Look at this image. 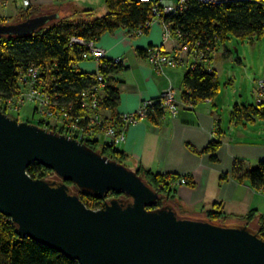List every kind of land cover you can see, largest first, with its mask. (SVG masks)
Segmentation results:
<instances>
[{
  "label": "water",
  "instance_id": "1",
  "mask_svg": "<svg viewBox=\"0 0 264 264\" xmlns=\"http://www.w3.org/2000/svg\"><path fill=\"white\" fill-rule=\"evenodd\" d=\"M54 16L0 32L30 33ZM40 163L61 182L33 179ZM67 182L105 201L90 209ZM111 193L127 200H106ZM161 195L128 166L64 134L0 110V214L18 235L78 264H264V239L248 226L216 225L155 206Z\"/></svg>",
  "mask_w": 264,
  "mask_h": 264
},
{
  "label": "trees",
  "instance_id": "2",
  "mask_svg": "<svg viewBox=\"0 0 264 264\" xmlns=\"http://www.w3.org/2000/svg\"><path fill=\"white\" fill-rule=\"evenodd\" d=\"M106 4L109 14L93 22L84 21L85 18L89 19L92 16L93 11L90 10L73 13L64 20L56 14H49L48 16H54V19L43 23L30 33L0 32V103L9 99L17 89L18 75L23 69H26L25 67L34 64L38 66L55 65L60 78L58 83L60 99L74 104L82 114L80 95L84 89L95 83L96 76L77 72L82 48L72 47L69 44L70 40L73 37H79L87 41H99L103 34L115 33L121 27L127 30L133 38L138 35V31L142 30L143 33H148L149 27L146 26L153 19L154 3H140L136 0H106ZM186 5L184 12L165 16V20L172 24L174 32L182 33L181 42L195 45L197 49H203L207 53L206 60L209 65H212L214 54L218 52L222 44H226L230 35L235 34L242 39H252L255 36L260 39L264 38V0H235L230 3L220 2V4L213 2L203 4L200 0H187ZM46 15L31 11L22 16L20 21L10 23L0 18V26L20 25ZM199 44L200 46H198ZM141 54L148 56V52L145 51ZM207 61L203 60L198 64L192 61L190 64L183 79L186 89L185 100L198 103L208 99L212 100L220 94L221 82L218 73L206 69ZM104 63L109 62L105 61ZM123 69L124 64L113 63L107 68L102 66L100 69V73L105 77L107 87L103 91L104 93L102 92L103 95L101 94L100 114L103 118V111H111L113 119L107 120H112L119 128L124 127V122L118 115L121 97L118 83H116L113 74L123 71ZM164 115L165 110L158 99L151 106L147 118L153 124H158ZM231 115L232 122L237 124L251 122L256 118L264 120V104L258 105L256 108L236 104ZM28 123L31 122L28 121ZM220 144L219 141L212 142L207 151L215 153ZM87 146L102 156L127 167L128 156L119 150L118 146H101L97 142L87 143ZM28 168V174L36 180L50 181L55 175L52 169L44 167L40 163H33ZM234 170L237 181L249 182L257 190L264 188V161L254 169L246 170L238 165ZM137 173L161 195V200L155 209H161L165 205L172 206L175 189L173 183L183 177H186L187 180L189 178L187 176L160 175L142 167L138 169ZM189 183L193 185L190 181ZM67 184L88 208L96 210L102 207L104 201L97 198L91 191H81L74 188L73 183L67 182ZM110 196L127 200L121 194L111 193ZM256 214L252 211L250 215L242 217L246 221V226L251 223ZM205 216L206 220L216 225H232L227 222L230 216L225 215L222 204H216L214 209L207 211ZM258 233L264 239V221ZM0 264H78V262L69 260L65 255L51 250L31 238L18 235L15 224L0 214Z\"/></svg>",
  "mask_w": 264,
  "mask_h": 264
},
{
  "label": "crops",
  "instance_id": "3",
  "mask_svg": "<svg viewBox=\"0 0 264 264\" xmlns=\"http://www.w3.org/2000/svg\"><path fill=\"white\" fill-rule=\"evenodd\" d=\"M25 1L30 5L25 6ZM161 6L176 7L179 0H157ZM230 3L235 0H211ZM1 19L6 22H17L27 12L39 14H56L62 20L76 12L93 11L92 16L84 21L93 22L95 9L86 0H1ZM106 4V0L93 2ZM106 8L107 4H106ZM109 14V9L108 13ZM149 32L131 37L124 28L115 33H105L98 42L108 56V60L121 59L123 71L113 74L120 89L119 117L135 114L143 103L157 101L160 94L173 87L177 93L180 112L172 116L165 115L158 124L149 118L136 126L127 129L126 142L118 149L126 153L127 166L135 171L141 167L156 174L183 177L187 176L188 184L174 189L172 206L181 216L193 219H205L207 211L213 210L216 204H222L227 221L232 225H244L242 217L253 211L256 217L248 225L260 231L264 221V195L249 182L237 181L234 168L238 165L246 170L254 169L264 161V124L260 118L247 123L232 122V110H224L213 98L211 102L202 101L188 105L184 99L186 89L183 79L190 64L178 68L165 67L162 72L155 70L142 52L158 48L164 54H171L177 47L174 40H164V29L160 21L155 20L148 28ZM218 53V52H217ZM214 61L211 69L216 71ZM79 61L77 72L97 75L99 67L93 59ZM219 76V75H218ZM104 93V92H103ZM257 94L253 95L255 102ZM103 95V94H102ZM243 95H241V98ZM264 102V101H263ZM244 105L242 102H237ZM228 112L227 116L225 113ZM106 119H113L109 110L103 111ZM221 144L215 153L207 148L212 142ZM189 181L192 184L189 183Z\"/></svg>",
  "mask_w": 264,
  "mask_h": 264
},
{
  "label": "built area",
  "instance_id": "4",
  "mask_svg": "<svg viewBox=\"0 0 264 264\" xmlns=\"http://www.w3.org/2000/svg\"><path fill=\"white\" fill-rule=\"evenodd\" d=\"M140 3H154L152 11L153 19L146 27L158 20L162 23L164 29V40L176 41L177 47L171 54H164L158 48H151L148 50V62L151 66L159 71L169 66L171 68H178L187 64L188 58L195 64L200 61H207V53L203 49H197L195 45L181 42L182 33L180 31L174 32L172 24L165 20V16L176 15L186 10L187 0H179L176 7H163L157 0H136ZM203 4L213 2L211 0H200ZM220 4L218 2H213ZM2 4L0 0V18L2 17ZM30 2L25 1V6H29ZM138 35L144 34L143 31H138ZM96 40H85L79 37H73L70 40L72 47H81V60L89 61V59L96 60L99 63V73L96 76L94 84L89 88L84 89L80 95V109H77L74 104L64 102L60 99L58 91L59 74L58 69L54 65L38 66L36 64L25 67L18 75V83L16 90L11 97L6 101L0 103V110L6 113L11 118H17L18 121L25 122L26 119H21V111L26 106L31 108L33 114L31 118L38 116L37 124L47 131L61 133L69 138L77 140L79 143H93L97 142L101 146L112 145L119 146L126 142V132L131 126L147 120L148 112L154 102L148 101L143 103L141 108L135 114H128L122 117L124 127H117L112 120L102 118L100 114L101 94L107 88L105 77L100 73L101 67L107 68L113 64H123L121 59H113L109 61L106 51L98 46ZM200 46V44L198 45ZM108 61L109 63H104ZM206 69L212 71L211 65L208 61ZM263 87L258 91L256 103L257 106L264 104V83ZM176 90L171 86L168 90L160 94L159 101L163 109L172 116H177L180 112L178 106ZM211 102V100H205ZM188 105L193 106L196 103L185 101ZM28 122V121H27ZM101 142H104L101 144ZM186 177L180 178L173 183L176 188L179 185L188 184ZM261 193L264 195V188ZM98 209V208H97Z\"/></svg>",
  "mask_w": 264,
  "mask_h": 264
},
{
  "label": "rangeland",
  "instance_id": "5",
  "mask_svg": "<svg viewBox=\"0 0 264 264\" xmlns=\"http://www.w3.org/2000/svg\"><path fill=\"white\" fill-rule=\"evenodd\" d=\"M94 1L97 2L98 0H86V3H90L95 9V18L107 15L106 4L94 5ZM215 60L216 70L221 82L220 94L216 97V102L221 105L222 109L227 111L232 110L237 102H243L246 106L256 108L257 103L253 95L263 88L261 84L264 83V38L260 39L255 36L252 39H242L235 34L230 35L226 44L219 47ZM92 61L99 66L96 60ZM241 95H243L242 98ZM32 114L31 108L26 106L21 111V119H26L36 125L39 117L31 118ZM225 114L229 116L228 112ZM260 122L264 124L263 119ZM103 143L101 142V144Z\"/></svg>",
  "mask_w": 264,
  "mask_h": 264
},
{
  "label": "flooded vegetation",
  "instance_id": "6",
  "mask_svg": "<svg viewBox=\"0 0 264 264\" xmlns=\"http://www.w3.org/2000/svg\"><path fill=\"white\" fill-rule=\"evenodd\" d=\"M52 181H55V182H61V180L59 179H56L55 177H53ZM75 188V187H74ZM78 189V188H76ZM118 198V197H117ZM116 197H113V196H108L106 200H113V199H117ZM105 202V201H104Z\"/></svg>",
  "mask_w": 264,
  "mask_h": 264
}]
</instances>
